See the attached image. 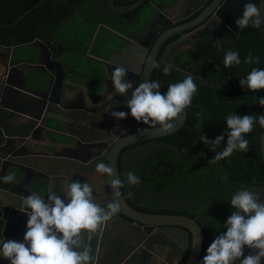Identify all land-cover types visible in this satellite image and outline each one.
Masks as SVG:
<instances>
[{"label": "water", "instance_id": "water-1", "mask_svg": "<svg viewBox=\"0 0 264 264\" xmlns=\"http://www.w3.org/2000/svg\"><path fill=\"white\" fill-rule=\"evenodd\" d=\"M44 1L38 0L10 24H0V28L14 26ZM145 1L136 0L131 4L116 6L114 0H106L104 7L115 13L132 12L138 8L140 10ZM226 3L227 0L224 3L227 12L223 18L221 17L222 24L219 26L227 28V32L232 37V51H234L239 31L235 21L242 15L244 4ZM256 4L260 7L261 16L264 18V0H257ZM206 16L202 13L192 24L166 30L159 34L149 50L150 41L146 44L141 42L139 38L145 39L149 33L147 29L150 23L154 21L153 19L147 22L146 30L141 35L140 33L133 35L131 32L123 34L115 32V38H108L104 42L105 56L93 55L101 66V69L95 74L94 86H83V88L100 97L103 88L105 89L107 85L112 86L109 74L117 65L128 70L126 76H137L138 84L149 81L151 65L161 43L172 33L193 27L203 21ZM211 20L217 21L215 18ZM100 27L99 25L96 27L88 52ZM252 29L264 38V25L260 28L252 27ZM46 43L56 48L58 52L65 50L61 45H55L50 41V33L42 40L36 39L30 42L28 45L33 49L34 61L28 64L32 67L35 65L36 70L40 73L30 72L31 66L26 65L30 70L20 76L19 84L12 82L11 79L13 69L21 65L10 63L13 58L14 47L0 45V176L8 173L14 174L19 184H11L22 190L25 184L20 183V181L23 182L25 174L37 176L39 178L37 182L43 184L38 183L37 187L32 188L33 190H29L30 188L24 190L26 192L28 190L27 195L35 193L45 199L50 192H54L57 188L64 190L68 179L90 180L97 189L98 196L95 197L101 204L106 201H101L99 195H104L106 199L110 200L117 199L121 209L119 214L129 221L116 215L105 224L100 238L96 236V243L98 239L99 242L94 252L95 264H127L123 260L125 259L124 255L127 256L126 259L129 258L128 261L131 264H141V260L139 261L133 249L135 245L138 246L145 239L151 229L157 226L180 227L184 230L185 235L189 233L190 240H187V236L185 238L186 244L190 243L189 251L183 262L181 260L182 252L178 254L179 261L177 264H197L201 250L202 233L194 219L183 215L136 212L125 203L122 195L115 198L111 187L104 183L105 178L98 176L94 171L96 164L104 161L113 168L114 174L110 179L117 178V154L119 150L132 143L174 133L184 124L185 110L175 121L176 127L171 132L161 131L159 126L140 125L135 127L124 121H115L112 116H99L92 110L91 105L94 103V99L89 95L84 97L86 102L84 100L83 103L79 104L77 101L75 102L74 90L78 88V84L72 81L69 76L78 78L79 61L59 60L53 56V48L50 49ZM169 51L166 47L162 60ZM128 59L133 62H129ZM128 129L132 131L127 133ZM47 131H57L69 142L56 145L53 141H48L47 150L37 152L38 135L44 133L45 138ZM259 148L264 166V131L260 135ZM249 190L258 193L261 201H264V188L251 187ZM6 193L16 196L14 190L12 191L7 186H0V197L4 195L6 198ZM0 205L4 207L3 200H0ZM16 209L19 210V208ZM10 212L11 210H8V213L5 214L4 210L0 208V223H3L0 239L13 240L11 238L13 233L8 224L11 220V218L9 219ZM11 215L13 214L11 213ZM105 235L109 239L107 245L103 247L101 240ZM162 257H165V260L168 258L167 253L160 249L156 256L152 257V261L158 263ZM0 264H9V261L0 256Z\"/></svg>", "mask_w": 264, "mask_h": 264}, {"label": "clouds", "instance_id": "clouds-1", "mask_svg": "<svg viewBox=\"0 0 264 264\" xmlns=\"http://www.w3.org/2000/svg\"><path fill=\"white\" fill-rule=\"evenodd\" d=\"M235 24L241 30L249 26L260 28L264 25L260 7L253 2L245 3L242 15ZM244 63L259 64L260 57H253L249 52ZM223 64L226 68L240 65L239 52L228 50L224 54ZM151 67L160 68V64L153 62ZM171 70L172 65L167 63L162 69L165 76ZM127 72L125 67L117 65L109 78L119 94L126 95L131 90L130 98L125 103L129 111H105H110V115L117 120L131 116L138 123L151 127L159 125L161 131L171 132L176 127L175 121L191 105L197 92L193 77L188 75L180 82L170 83L166 93L161 94L159 80L140 82L133 90V82L125 79ZM239 84L252 92L264 90V68L253 67L245 78L239 80ZM257 99L259 105L264 107V97ZM196 116L199 119L202 113L197 112ZM256 122L264 128V115L239 116L231 113L225 122L228 129L226 142L225 133L214 140L202 134L201 142L215 152L211 162L229 157L234 151L247 152L249 141L245 136L252 132ZM222 142H225V146L221 151H216ZM94 171L105 178L104 183L111 187L113 196L119 198V189L125 186L124 181L118 177L110 179L114 174L110 164L101 161ZM125 176L128 185L140 182L139 177L131 171ZM0 183L18 181L14 174L8 173L0 176ZM63 192V196L50 192L46 199L35 193L20 198L19 211L27 216L23 241L0 239V256L9 264H95V257L91 249L85 246L82 237L90 239L103 230L105 224L120 212L118 200H109L102 207L93 195V185L79 180L66 184ZM0 200L4 198L0 197ZM4 206H9L7 200H4ZM229 206L231 215L222 224L226 231L212 240L199 264H262L264 201H261L258 193L242 185L232 193ZM245 249L249 250L247 255Z\"/></svg>", "mask_w": 264, "mask_h": 264}, {"label": "trees", "instance_id": "trees-1", "mask_svg": "<svg viewBox=\"0 0 264 264\" xmlns=\"http://www.w3.org/2000/svg\"><path fill=\"white\" fill-rule=\"evenodd\" d=\"M37 1L0 0V24H10ZM84 1L45 0L14 26L0 28V45L15 47L17 50L19 48H31L28 45L30 42L36 39L42 40L48 33H54L57 26L66 17L73 15V11ZM134 1L136 0H114V4L121 6L131 4ZM151 3L152 0H146L141 6V8L145 6L149 8L147 10L148 14L151 10L153 11ZM125 32L130 31H121V34ZM249 33L253 35H248ZM231 47V41L199 43L196 50H189L186 53L187 56L176 61L175 65L177 67L172 68L169 75L165 76L163 74V65L153 70V77L155 74L159 76L157 80L161 83V94H164V92L162 93L163 90L166 93L167 86L170 83L180 82L188 75L193 77L197 85V92L193 96L191 105L185 109L186 115L183 126L172 134L150 140L159 145L146 152L143 158L139 157L135 160L138 167H134L131 171L136 172L135 175L142 180L140 189L142 191L152 190L157 195L158 202L162 199H168L167 193L164 191L177 190L175 187L182 184L194 187L190 190V194L182 193L181 201L184 202V207L190 206V200L196 202L198 198L205 195L206 200L209 201V206L204 213L200 214V219L210 218L214 230H218L216 236L226 231L222 228V224L231 215L232 209L229 202L232 193L242 185L247 188L255 184L252 180L257 181L256 184L264 183V168L259 151V137L264 128H261L258 122L254 124L252 132L245 136L249 141L247 152L234 151L231 156L215 163L211 162L215 152L210 151V146L203 144L200 140L202 134L209 140H214L217 136L225 133L224 140L226 142L228 129L225 122L226 117L231 113L239 116L264 115V107L259 105L257 99L264 97V90L252 92L242 88L239 84V80L245 78L253 67L264 68V38L253 32L250 27L240 29L234 51L239 52L241 64L226 68L223 64V58L228 50H232ZM249 52L252 53L253 57H260L259 64L244 63ZM227 73H231V76L239 79L233 86L222 88L220 86L233 81ZM154 79L156 78L154 77ZM210 80L213 84L209 83ZM197 112L202 113L199 119L196 116ZM225 142H222L216 151H221L225 146ZM188 156H194L195 158L194 160L186 159ZM201 162L208 163V165L202 167L200 166ZM203 168L211 172H200ZM215 169L225 175L224 193L212 191L209 187L214 180L212 178L216 172L212 171ZM137 190L140 192L139 189ZM124 191L123 188L120 189L122 194L125 193ZM138 192L137 195H140ZM159 205L157 204V207ZM174 207V211L157 208L150 213L183 215L193 218V215L187 212L186 209L182 208L183 210H180L178 205H174ZM193 211L196 213L195 209ZM211 218H214V220ZM196 222L202 232L203 251L208 247L209 238H211L208 233H212V231L205 230L202 221L199 222L197 219ZM186 253L187 249L184 256ZM202 258L200 257L199 262Z\"/></svg>", "mask_w": 264, "mask_h": 264}, {"label": "flooded vegetation", "instance_id": "flooded-vegetation-1", "mask_svg": "<svg viewBox=\"0 0 264 264\" xmlns=\"http://www.w3.org/2000/svg\"><path fill=\"white\" fill-rule=\"evenodd\" d=\"M247 1L248 0H227V3L230 2L231 4L235 5L236 3L245 4V2L247 3ZM250 1L253 3L257 2V0H250ZM87 2H91V5H92V7L90 8L88 12H86L85 10V4ZM105 2L106 0H85L76 10L73 11L74 12L73 15L66 17L63 20V22L68 21L69 18L78 14V15H81L84 18V21H87L86 23L89 24L90 26L99 25L101 27H105V28L113 29V30H116V29L122 30V31L129 30L131 33H133V35H135L136 33H140L141 35L146 30L147 22L153 19L154 21L150 23L147 29L149 33L147 34L145 39L139 38L141 42H144L146 44L150 41L149 48H148L149 50L152 44L154 43V41L157 39L159 34L164 33L166 30H170L173 28H179L186 24H192L196 21L197 17L202 15V13L203 15L204 14L207 15L206 18L200 23L194 25L193 27L180 29L179 31L172 33L161 43L159 49L157 50L154 56L153 62H157L163 66L167 63V64L172 65V68L177 67L175 65L176 61H179L181 58L187 56L188 54L186 53L189 50H196L197 45L199 43L204 44L208 41L223 43L226 41H231V44H232V37L227 32L228 31L227 28L219 26L220 24H222L221 17L223 18L227 12L225 4H224L225 0H167L166 5L160 4L157 7L153 8V11L150 9L151 10L150 14H148L149 12H146L145 16H141L140 14L144 7H142L140 10L137 9L132 12L115 13V12H111L107 10L104 7ZM141 18H143V22L140 21ZM212 18H215L217 21L213 22V20H211ZM63 22L59 26H57L55 31L59 29V27L63 24ZM206 22L207 24H205ZM249 27L251 28L253 32L258 34L255 30L252 29L251 26ZM83 32L84 31H81L80 33L83 34ZM239 32H240V29L238 31V34ZM238 34H237V37H238ZM248 35H253V34L249 33ZM50 41L53 42L55 45H58V44L60 45L58 40H55L53 38L52 32H50ZM236 42H237V39H236ZM46 44L49 45V43H46ZM235 46H236V43H235ZM49 47L50 49L53 48V56H55L59 60H65L63 59L64 56H62L64 55V53L58 52V50L52 47L51 45H49ZM166 47H168V51L170 49L171 50L169 51L168 55L162 60ZM200 47L202 48L203 46H200ZM73 50H75V48L70 49V47L68 48L66 47L64 51L65 52L68 51L70 53V52H74ZM101 54L103 53L100 52V55ZM95 65L96 67L93 68L92 71L98 72L101 69L100 63L96 61ZM153 70L154 68L151 69L149 81L150 80L155 81L159 77L157 74H155L154 77L156 79H154ZM96 72L94 73V75L96 74ZM227 74L229 75V78L232 77L233 81H231L227 85L220 86L222 88L231 87L238 82L237 81L239 79L238 77L231 76V73H227ZM125 79L133 82V90L136 84H138L139 82L137 76H133V77L126 76ZM202 79H205V78H202ZM209 83H212L211 80L209 81ZM102 92L103 93L100 97L99 96H96V97L93 96L94 98L92 97V99H94V103L91 105V107H92V110H94L97 115L111 116L110 111H124V112L129 111L128 108L125 106V103L127 99L130 98L131 90L129 91L128 94L121 95L118 92H116L112 86L107 85L105 89L103 88ZM163 92L165 93V90H163L162 93ZM79 95L80 94L75 95V102L77 101L78 104L81 102L83 103V98L81 95L80 96ZM108 103H110L111 105H106ZM105 109H111V110L109 112H106ZM112 118L115 121H119V122L124 121L128 123V125H133L135 127L143 125L141 123L136 122L131 116H128L126 119H123V120H117L114 117ZM143 126L151 127L150 125H143ZM130 131L132 130L128 129L127 133H129ZM52 137L53 138H51V140L56 145L69 142V140L66 139L65 137H58V138H55L56 136H52ZM45 140L47 139H44L43 141ZM150 140H154V139H150ZM150 140L139 141V142L124 146L123 148L119 150L117 154L118 178L123 180L124 185H125L123 187V189L125 190L124 191L125 193L123 194L121 192L120 193L124 197L125 203L134 211L142 213V214H161V213H150L151 211L156 210L157 208H160V209L164 208L167 211H174L175 209L174 205H178L180 210L186 209L187 212L193 215V218H190V219H194L196 224H197L196 222L197 219L199 220V222L202 221L204 223L203 225L204 229L212 231V233H208V236L211 237L209 238V243H208V246H209L213 240V237L216 236V234H218V230L216 229L214 230L209 217L203 218L202 220L200 219V214L204 213L206 208L209 206V201L206 200L205 195L198 198L196 202L191 201L190 200L191 198H189L190 197L189 192L194 187L187 186L186 184L184 185L182 184V185L175 187L177 190L172 189V190L164 191L167 193L166 196L168 199H162L160 202H158L156 199L157 195H155V193L152 190L142 191L140 189V184H142L141 179H139L140 182L137 185L127 184L125 174L129 171H132L134 167L136 168L138 167V163L135 160H137L139 157L143 158L146 152H149L152 148L157 147L159 145L156 142L153 143ZM47 148H48L47 144H45L44 146H41V144L39 143V145L36 147V150L37 152H41V151L47 150ZM60 149L62 148L60 147ZM259 151H260V148H259ZM118 158H119V165H118ZM194 158H195L194 156L186 157V159H192V160H194ZM204 165H208V163H205V162L200 163V166L203 167ZM119 166H120V170H119ZM200 172H211V171L203 168L200 170ZM212 172H216V174L212 178L214 179L212 182V185H210L209 187L212 189V191L214 190V191H219L220 193H224L225 186H226L224 183L225 175H223L221 171H218L216 169L213 170ZM133 173L136 174V172H133ZM37 179L39 178H37V176L33 174L31 175L25 174L23 182L20 181V183L25 184V186H23L24 189H27L29 184L35 183L33 186L29 187V188H34L38 186V183H40V185L43 184L42 182H37ZM75 180H79L81 182H88L92 184L90 180H85V179H68L66 184L72 181H75ZM252 182L255 184L247 187V189L251 187L264 188V183L256 184L257 181L255 180H252ZM0 186L1 187L7 186L12 191L14 190V193L16 194L17 197H23L27 195L28 193V190L26 192L24 189L23 190L19 189L14 184L0 183ZM101 187H98V188H101ZM137 189H139L140 192H138ZM96 190L97 189L93 185L94 197L98 196ZM54 192H56L60 196H63L64 194L63 189L61 188L55 189ZM137 192L140 193V195H137ZM18 193H20L19 196H18ZM182 193H189L188 199L190 200L189 201L190 206L184 207L185 204L183 201H181ZM10 195L11 194H8V193L5 194L6 200L9 201V207L3 210L5 214L8 213V210H11V212L9 213L10 215L9 219L11 218V220L8 222L9 228L12 230V233H13L11 238L14 241L22 242L24 233L26 231L27 219L23 220L21 224L19 225V227H18V224H15V222L12 220L15 214L11 215V213H17L24 217L25 215L21 213L18 209H16V208H19V203L15 204L14 202H11L9 198H12V200L15 201L16 197L13 198ZM2 197L4 198V195H2ZM99 199L101 201H106L104 204H101L102 207L110 200V199H106L104 195H99ZM157 204H160L159 207H157ZM194 209L196 210V213L193 211ZM117 215L123 218L124 220L129 221L125 217L121 216L119 213ZM167 215H172V214H167ZM2 224L3 223H0V231L2 228ZM107 225L110 226L109 224ZM111 226H114V225H111ZM114 227L112 228L115 229ZM183 231L184 230L182 228L174 227V226L154 227L153 229L149 231L148 235L138 246L135 245V248L133 249L134 254L138 257L139 261L141 260V264H177V262L179 261L178 254L182 252L181 260L183 262L189 251V247H190V243L186 244L185 242L186 236H187V240L188 241L190 240V234L188 233V235H185ZM3 234H5V232H3ZM100 234L101 232L92 236L90 239H88L87 237H84L83 239L85 246L91 249V254L94 257H95L94 252L96 250L97 243L99 242V239H98L96 243V236H99L100 238ZM108 239L109 238H107L106 235L104 236V238L102 237L101 243L103 247L107 245ZM137 242L138 240L136 238V244ZM160 249H162L163 251L167 253L168 258L167 260H165V257H162L161 259H159L158 263H155L154 261H152V257H155L157 254V251ZM186 249H187V253L184 256V252ZM206 249H203L202 251V243H201V250L198 256L197 264H199L200 257H203L206 254ZM248 252L249 250L245 249V255H247ZM124 257L125 259L123 260H125L127 264H131V262L128 261L129 258L126 259L127 257L126 255H124ZM262 264H264V262H262Z\"/></svg>", "mask_w": 264, "mask_h": 264}, {"label": "crops", "instance_id": "crops-1", "mask_svg": "<svg viewBox=\"0 0 264 264\" xmlns=\"http://www.w3.org/2000/svg\"><path fill=\"white\" fill-rule=\"evenodd\" d=\"M97 26L96 25H91L89 29H91V32L89 33V36H86L85 32L84 36L82 37H76V39L79 41L77 42V46L76 47H72L75 48V50H73L74 52H65L62 51V53H64L63 59H68V60H75V61H79V65L84 64V68L82 71H80L78 69L77 73H79V75H77L78 78L74 77V76H69L71 77L72 81H75L78 84V88L74 90L75 95L76 94H80L83 98V100L85 101L84 97L85 95H89L90 97H95L96 95H93L92 93H90L89 91H86L85 88H83V86L85 87H93L95 84V75L94 72L92 71L91 68V64L95 63L97 60L93 58V55L95 56H104L106 53V49L104 46V42L108 39V38H113L114 37V33H121L122 30H113V29H108L105 27H100L97 33V36L95 38V41L93 43V45L91 46L90 51L89 50V46H90V42H91V38H92V34L95 30ZM87 33V34H88ZM115 38V37H114ZM60 43V45L64 48H66L63 45V41H58ZM66 42H64L65 44ZM68 47H70L68 45ZM67 47V48H68ZM71 48V49H72ZM100 52L103 53L100 55ZM34 53H33V49L31 48H19L18 50L15 49L14 47V54H13V58L11 60V64L15 65V64H21L18 68H14L12 71V82L19 84L20 83V76L23 73H27L30 69L28 68V66L30 67L31 65H29L30 63H32L34 61ZM129 62H133L132 60L128 59ZM27 62V63H25ZM128 62V63H129ZM29 63V64H28ZM28 65V66H26ZM37 68L31 66V71L35 74H39L40 72L38 70H36ZM79 95V96H80ZM93 97V98H94ZM86 102V101H85ZM106 105H111L110 103L106 104ZM44 133H40L38 135V140L39 143L41 144V146H44L45 144L48 143L49 140H51V138H53L52 136H57V137H63L62 135H60L57 131H47L45 133V138H44ZM44 139H47L45 141H43ZM52 141V140H51ZM34 184H29L27 188L33 186ZM29 190H33L32 188H30ZM13 198L16 197L15 201L12 200V198H9L11 200V202L16 203H20V198L21 197H17V196H13L10 195ZM26 196V195H25ZM4 200H6V198L4 197ZM4 200H3V204H4ZM9 202V201H8ZM1 207V205H0ZM2 209H6L7 207H1ZM13 215L15 214V216H13L12 220L15 222V224L19 225L21 224V222L25 219H27V216H21L20 214L17 213H12Z\"/></svg>", "mask_w": 264, "mask_h": 264}, {"label": "rangeland", "instance_id": "rangeland-1", "mask_svg": "<svg viewBox=\"0 0 264 264\" xmlns=\"http://www.w3.org/2000/svg\"><path fill=\"white\" fill-rule=\"evenodd\" d=\"M166 2H167V0H153L151 3V8H155L160 4L166 5ZM91 7H92L91 2H87L85 4L86 12H88ZM147 10H149V8L145 6L140 13L141 16H145ZM143 18H141L140 21L143 22ZM93 19H95V18H93ZM86 22L87 21H84V18L81 15L76 14V15L72 16L71 18H69L68 21L63 22V24L59 27V29L53 33V38L55 40H58V41H63V45L65 47H68V45H69L70 49L72 47H76L77 46L76 36L77 37L84 36V33L83 34L80 33L81 31H84L86 36H89L88 32L92 31L91 29H89L90 25L87 24ZM96 29L97 28H95V30L92 34V37L94 36ZM64 42H66V43L64 44ZM95 67H96L95 63H92L91 68L93 69ZM83 68H84V64H81L80 65V71H82ZM93 72L95 73L96 71H93ZM55 138H58V137L56 136Z\"/></svg>", "mask_w": 264, "mask_h": 264}]
</instances>
